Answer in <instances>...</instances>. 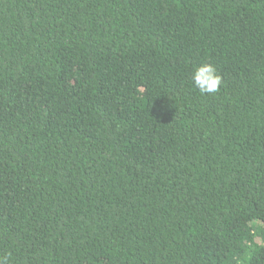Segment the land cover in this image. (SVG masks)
I'll return each mask as SVG.
<instances>
[{"label":"trees","instance_id":"trees-1","mask_svg":"<svg viewBox=\"0 0 264 264\" xmlns=\"http://www.w3.org/2000/svg\"><path fill=\"white\" fill-rule=\"evenodd\" d=\"M0 264H264V0H0Z\"/></svg>","mask_w":264,"mask_h":264},{"label":"clouds","instance_id":"clouds-1","mask_svg":"<svg viewBox=\"0 0 264 264\" xmlns=\"http://www.w3.org/2000/svg\"><path fill=\"white\" fill-rule=\"evenodd\" d=\"M192 79L195 87L202 94L216 92L221 83V77L217 74L215 65L211 63H204L199 66L193 73Z\"/></svg>","mask_w":264,"mask_h":264}]
</instances>
